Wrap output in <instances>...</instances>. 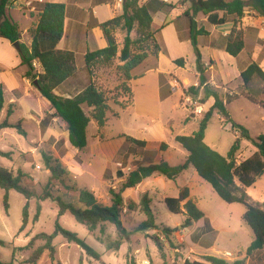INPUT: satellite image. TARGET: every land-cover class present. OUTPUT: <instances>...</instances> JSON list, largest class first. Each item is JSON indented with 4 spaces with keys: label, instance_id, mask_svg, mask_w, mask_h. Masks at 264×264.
<instances>
[{
    "label": "rangeland",
    "instance_id": "1",
    "mask_svg": "<svg viewBox=\"0 0 264 264\" xmlns=\"http://www.w3.org/2000/svg\"><path fill=\"white\" fill-rule=\"evenodd\" d=\"M176 1L178 0H171L169 4L173 5ZM180 1L178 4H181L182 7L179 10L178 5H175V8L170 12L161 11L160 19L173 21L172 25L161 30L159 27L160 19L156 17L155 27L153 26L155 43L160 47L159 54L162 50L167 49L172 58L175 60L184 59L185 61V66L178 68L175 74L165 75L166 82H171L174 90L168 86L165 87L170 97L163 105H160L159 109V117L165 118L168 124V137L163 142L167 143L169 147L164 152L160 150L161 143L152 145L151 150L148 149L147 143L144 149L136 147L137 149L133 153L123 149L127 146L126 138L123 135H128L127 131L132 125L130 115L124 112L133 103V94L132 81L125 83V77L119 70V66L123 65L119 59L120 53L111 66L99 64L94 67L93 82L104 93L109 108L106 112L105 124L101 126L94 118L93 108L84 106L86 114L91 118L88 128V147L84 150H78L70 144L67 124L59 118H55L46 130L41 129L40 122L50 109V106L49 108L46 106L48 100L41 96L39 90L30 80L28 88L25 89L19 75L25 68L27 70L26 66L15 71L20 89L4 95L5 104L0 115V124L6 119L12 123L21 122L27 135L18 134L16 129L0 131V166L8 168L14 173L22 170L27 175L23 184L35 191L37 197L28 201L19 192L11 190L8 199L9 209L6 211V191L0 188V240L5 242V245L0 244L1 262L29 264L28 261L33 253L46 243L45 240L38 239L32 246L28 247L31 240L40 233H53L56 229V222L59 221L63 228L76 233L96 250L101 255V259L91 258L83 248L75 243H69L63 235L59 234L53 241L54 256H51L50 251L45 250L36 264H129L130 258H134L137 264H184L186 259L202 260L206 255L221 257L230 263L242 261L243 264H264V250L257 251L252 256L247 255V248L254 239V233L242 220L246 208L241 204L224 202L208 182L202 180L198 174L190 173L189 170L185 171L176 181L169 180L164 176H158L157 181L153 179L149 181V183L155 184L154 189L157 191L153 196V208L158 218L155 229L138 230L140 224L146 220V215L140 208L143 195H138L137 190L124 192L125 209L122 214V221L129 235L119 251L108 250L106 244L101 241L107 236L112 241L118 239V232L114 225L109 223L106 225L105 236L101 235L100 229L90 232L84 225L78 223L70 212L59 216L57 202L51 199H39L45 189H50L55 197L60 196L67 203L82 209L83 205L79 202L78 192L72 189V187H76L93 191L103 205L110 206L109 189L111 187L119 189L122 184V179L117 176L118 171L128 174L129 168L132 167L133 169L140 164L157 162L163 155L174 166L180 165L186 160L188 154L175 141V136L179 134L190 135L197 130L200 120L210 107L207 103H200L205 96V91L200 86L197 55L190 39V19L184 15L185 10L191 8L193 1L189 0L184 4ZM244 1L247 3L246 16L241 20L238 27L244 31L241 28V23L245 18L251 19L256 40L260 42H257L255 47L248 43L238 58L232 56L236 59L233 63H231L230 58L225 56L228 55L227 52H225L224 58L220 54L222 68L226 72H230L228 84L220 82L221 68L210 59L213 56L210 38L199 36L197 42L204 60L206 82L213 79V83L222 86L223 98L230 100L227 103V109L232 121L248 128L252 137L257 138L264 133V108L248 99V92L243 86L242 79H236L234 74H231L236 72L242 74V70L252 62H256L264 69V30H261V27L264 28V18L252 9V0ZM146 2L148 0L144 1V3ZM141 3L143 4L142 1ZM194 19L198 28L205 30L217 28L206 20L202 12H199ZM217 29L220 32L221 29ZM31 30L25 36L26 44L31 38ZM219 32L217 30V36ZM177 34L181 42L178 40ZM115 36L119 51H121L124 47L126 33L118 30ZM132 38L135 40L140 38L137 29L132 32ZM7 43L10 44L9 41ZM153 45V41H145L133 46V53L148 52L150 55L141 66L134 70V75H139L143 70H149L156 66L158 58L153 56ZM14 48L5 51L4 62L8 66L17 65ZM34 64H36V71L41 73L42 70L37 67V61ZM171 64L169 66L163 62L162 67L166 70L171 69L172 66L177 67L174 63ZM83 68L81 72L86 78L84 83L82 77L75 76L70 82V87L68 85L62 86L57 93L67 92L73 95L82 90L88 84V74ZM82 74L80 75L82 76ZM208 84L214 89L212 84L209 82ZM190 86H200L198 96L188 97L185 95L184 91ZM262 87L261 82L255 80L253 89L260 91ZM69 90L72 91L68 92ZM139 91L141 94L149 96L148 100L144 99L143 95L140 97L141 108L139 107V110L150 109L151 114L158 112L154 93L148 92L144 86H140ZM144 101L146 102L144 103ZM10 109H12L13 114L8 117ZM123 113L124 115L121 116ZM141 124L139 123V125ZM140 128V126H136L135 130L138 131ZM238 137L239 133L233 128L232 123H225L221 116L215 114L206 131L205 143L221 155L226 156ZM255 151L256 148L251 142L242 141L238 160L243 161L251 157ZM46 157L58 160L62 164L67 171V174L64 175L65 183L53 178L51 171L47 169ZM191 170L195 171L192 168ZM184 187L190 189L189 200L208 218L212 227L217 231L215 235L204 231L205 221L203 219L184 229L186 210L183 209V213L178 215L168 210L163 198H178L181 189ZM246 191L253 201L263 203L264 175L257 180L252 188ZM133 199L139 202L134 210H130L128 205L133 202ZM27 203H29V224L21 232L23 210ZM38 206H40L41 211L38 221H35ZM163 226L177 228L172 238L177 248H173L164 237ZM194 235H200L198 243H196ZM154 237H158L164 245L165 259L162 258ZM209 241H213L214 245L211 248H205L204 244Z\"/></svg>",
    "mask_w": 264,
    "mask_h": 264
},
{
    "label": "trees",
    "instance_id": "2",
    "mask_svg": "<svg viewBox=\"0 0 264 264\" xmlns=\"http://www.w3.org/2000/svg\"><path fill=\"white\" fill-rule=\"evenodd\" d=\"M14 0H0V37L9 40L11 43L21 42L22 34L17 22L11 19L7 10ZM142 0H124L123 13L115 18L100 24V28L107 41V47L88 51L85 55L84 70L88 74V84L80 91L65 97L68 93L57 92L62 86H71V80L76 76V55L71 51H63L57 49L58 43L63 39L65 34V5L63 3H45L43 11L40 15L39 23L32 30L33 41L31 46L21 43V64L27 67L25 77L32 81L39 90L41 96L49 101V113L41 120L40 126L44 131L55 118L63 120L67 124L70 144L78 149L84 150L88 147V128L91 118L86 114L84 106L93 108L94 118L103 126L105 124L106 112L108 105L104 93L98 89L93 82L94 67L102 64L103 66H111L119 54V59L123 65L119 66L125 80L130 82L134 79V70L141 66L149 57L148 52L133 53L132 49L136 43L153 41L154 54L158 58L160 47L155 43V32L153 31V16L156 12L171 11L175 5H170L165 0H148L141 3ZM189 0H181L184 4ZM192 6L186 9L184 15L190 19V39L194 51L197 55V69L200 73V86L205 91V96L201 100V104H206L209 100H213L212 106L204 114L199 122L198 129L190 135H176L175 141L187 152L186 160L177 166L172 165L165 157L162 156L160 162H150L148 165L140 164L136 169L128 174L122 171L117 172L119 179H124L119 189L111 187L109 194L111 196V205H103L97 198L96 194L89 189H72L78 192L79 202L83 208H77L71 203H67L60 196H54L50 189H45L40 200L51 199L58 203L59 216L70 212L76 221L84 225L88 231L95 232L100 229L102 236L106 235V225L112 224L118 232V239L112 241L108 236L101 239L106 244L108 250L119 251L125 241L128 239L129 232L122 221V214L125 209L124 192L128 189L136 188L145 179L154 175L164 176L169 180L176 181L185 171L190 168L194 169L198 176L208 182L218 196L228 204H241L246 208V212L242 220L251 228L254 233V239L247 248V255L252 256L255 252L264 250V202H255L247 193V189L252 188L257 180L264 175V133L257 138H253L249 129L243 125L236 124L232 121L231 115L227 109V103L220 91L213 89L206 82L205 65L203 63L202 53L198 47L197 37L209 36V32L204 28H198L195 16L202 12L208 22L213 26H222L226 23H233V29L227 36L225 51L233 57H237L246 47L245 34L239 29V23L246 16L247 3L244 0H192ZM252 9L264 18V0H252ZM137 29L140 36L135 40L132 38V32ZM121 30L126 33L124 38V47L119 51L118 41L116 39V31ZM39 62L42 72L38 73L35 69L34 62ZM174 63L179 67L185 66L184 59H177ZM164 76V75H162ZM172 76V75H171ZM243 86L248 92V99L253 103L260 104L264 108V69L252 62L246 70L241 74ZM255 80L262 84L260 91L253 89ZM181 85L182 83L178 81ZM69 86V87H70ZM200 86H190L184 91L186 96L196 97L199 95ZM69 90L68 92H71ZM231 99V97H230ZM5 98L4 92L0 88V115L4 109ZM13 114L12 109L8 113V117ZM221 116L225 123L231 122L233 128L239 133V137L232 145L226 156L221 155L213 150L205 143L206 131L209 127L214 115ZM3 129H16L18 134L26 136L27 133L23 129L22 123H12L9 119L4 120L0 124V131ZM126 138L127 146L124 150L133 153L136 147L144 149L147 142L139 140L129 135H123ZM242 141L251 142L256 151L254 154L243 160H238V153L241 151ZM129 144V145H128ZM168 144L163 142L160 145L161 151H166ZM47 169L51 171L53 178L65 183L64 175L67 171L63 168L58 160H52L46 157ZM27 175L18 170L14 171L0 166V188L6 191L5 209H9V191L15 190L22 194L28 201L37 197L35 191L29 186L23 184V180ZM51 182V181H50ZM52 184V183H49ZM190 189L184 187L181 189L178 198L166 197L164 203L168 210L173 214H182L183 209L186 210V218L183 228H189L194 223L204 220L205 232L216 234V230L212 227L205 214L200 211L196 205L189 200ZM185 204L183 205V203ZM153 199L146 193L140 201V208L146 215L138 230L147 231L157 228V216L153 208ZM130 210H134L137 204L132 202L128 205ZM41 208L38 206L37 214L34 218L38 221ZM29 224V203L23 210V224L20 231H24ZM177 228L168 226L162 227L164 237L169 241L173 248L177 245L173 241V234ZM63 235L69 243H75L83 248L87 255L91 258L100 260L101 255L89 246L76 233L66 230L59 221L56 222V229L53 233H40L36 235L28 247L32 246L36 240L43 239L46 241L43 247L38 248L29 259V264H36L45 250L50 251L51 256L55 254L54 239L59 235ZM200 235H194L196 243L199 242ZM214 237V236H213ZM157 247L163 259L166 258L164 253V245L158 237H154ZM1 245L5 242L0 240ZM213 241L204 244L205 248H211ZM0 264L3 263L0 261ZM129 264H137L134 258H130ZM184 264H243L242 261L228 262L226 259L214 255H206L202 260L186 259Z\"/></svg>",
    "mask_w": 264,
    "mask_h": 264
},
{
    "label": "crops",
    "instance_id": "3",
    "mask_svg": "<svg viewBox=\"0 0 264 264\" xmlns=\"http://www.w3.org/2000/svg\"><path fill=\"white\" fill-rule=\"evenodd\" d=\"M145 0H142L144 3ZM166 1V0H165ZM171 0L166 2L170 3ZM45 3H63L65 5V34L63 39L58 43L57 49L63 51H71L74 52L76 55V64H77V75L78 78L82 77V82L86 80L84 75L82 74L81 70L85 65V55L88 51H94L97 49H103L107 47V41L103 35V32L100 28V24L115 18L123 13V4L124 0H14L11 6L7 10L8 16L13 19L15 22L18 23L20 27V31L22 34L21 43L26 44L25 36L29 33V30L35 29L39 23L40 15L43 11ZM179 0L173 3V5H178V10L182 7L181 4H178ZM162 12H156L153 16V26L155 27V19L159 17ZM205 16V15H204ZM206 17V16H205ZM37 19V20H36ZM261 19V18H260ZM207 20V17H206ZM208 21V20H207ZM173 21L168 19L162 21L160 19V25L162 29H165L168 25H172ZM262 22V19H261ZM252 20L245 18L241 23V28L245 31V42L246 46L248 43L253 44L254 47L259 43V40H256L255 30L253 28ZM219 29H211L207 30L209 34V38L211 40L210 46L212 48V55L210 59L216 62V64L221 68V78L220 82L223 84H228L230 72L225 71L222 68L220 54L224 58L225 54V47H226V40L227 36L231 33L233 29V23H226L225 25L216 26ZM177 29V28H176ZM32 30H31V38L29 39L27 46H31L33 37H32ZM217 30L219 35L217 36ZM261 30H264L261 27ZM177 32V30H176ZM178 36V40L181 42V39ZM177 40V38H176ZM7 39L0 37V88L3 90L4 95L6 93H11L12 91H18L20 89L17 75L15 71L20 68L24 67L21 64V58L19 56V52L14 48L13 43H7ZM255 43V44H254ZM162 47V46H161ZM10 48H14L15 51V58L17 60V65L8 66L4 62L5 59V51ZM228 54V53H227ZM242 53H240L236 58H238ZM227 58H230L231 63L235 62L236 59L233 58L230 54L225 55ZM260 57V56H259ZM262 57V56H261ZM173 61V62H172ZM175 59L169 55V51L166 49L165 51H161L159 57L156 62V66L150 68L149 70H143L142 73L139 75H134V79L131 82V89L133 94V103L125 110L124 113H128L131 117V127L127 131V134L131 137H134L139 140H144L148 143V149L153 148L152 145H156L157 143H162L168 137V129H167V120L165 118L159 117V109L160 105H163L165 101H167L168 97H170L168 92L165 90V87L168 86L169 88L173 89L171 86V82H166V74H175L178 68L174 63ZM163 62L170 66L171 63H174L177 67L172 66L171 69L166 70L162 67ZM204 62V60H203ZM37 67L41 69V65L37 62ZM173 65V64H171ZM249 65V64H248ZM248 65L244 68V70L248 67ZM242 70V71H244ZM26 68L21 71L20 78L24 84L25 89L28 88L29 80L25 77L26 75ZM237 73V74H236ZM231 73L234 74L236 79L241 78L238 72ZM82 74V76L80 75ZM164 75V76H162ZM177 75V74H176ZM183 79V78H182ZM200 79V77H199ZM184 80V79H183ZM182 80V81H183ZM210 84L214 86L215 89L219 90L221 95H223L222 86L219 84L213 83L214 80L211 79L208 81ZM207 82V84H208ZM219 82V83H220ZM82 85V83H81ZM140 86H144L148 92L152 91L156 98L157 109L158 112H154L155 114H151L149 110H139L140 107V97L143 95V98L148 100L149 96L147 94H141L139 89ZM174 90V89H173ZM67 93V92H66ZM59 94V93H58ZM65 97H70V94H66ZM146 101H144L145 103ZM209 107L212 106L213 100H209L207 102ZM46 106L49 108L50 103H46ZM141 108V107H140ZM124 113L121 115L123 116ZM170 122V121H169ZM139 123H142L139 125ZM134 124V125H133ZM140 126L141 128L136 131L135 127ZM151 150V149H150ZM187 158V157H186ZM161 159H158L160 162ZM149 163L145 164L148 165ZM136 169L134 167L132 169L129 168V172ZM190 173L197 174L196 171H192L191 168L189 169ZM194 176V175H193ZM153 179L157 181L159 179L158 175H154L145 179L140 185L136 188L128 189L127 191L132 192L136 191L138 195L148 193L153 201H154V194L157 191L154 189L155 184L149 183V181ZM124 179H122V182ZM191 193V192H190ZM139 197V196H138ZM166 197L163 198V201ZM134 203H138L137 200L133 199ZM154 204V203H153Z\"/></svg>",
    "mask_w": 264,
    "mask_h": 264
},
{
    "label": "water",
    "instance_id": "4",
    "mask_svg": "<svg viewBox=\"0 0 264 264\" xmlns=\"http://www.w3.org/2000/svg\"><path fill=\"white\" fill-rule=\"evenodd\" d=\"M13 45L18 52H21V42H15Z\"/></svg>",
    "mask_w": 264,
    "mask_h": 264
},
{
    "label": "built area",
    "instance_id": "5",
    "mask_svg": "<svg viewBox=\"0 0 264 264\" xmlns=\"http://www.w3.org/2000/svg\"><path fill=\"white\" fill-rule=\"evenodd\" d=\"M34 66H36V64H34Z\"/></svg>",
    "mask_w": 264,
    "mask_h": 264
}]
</instances>
